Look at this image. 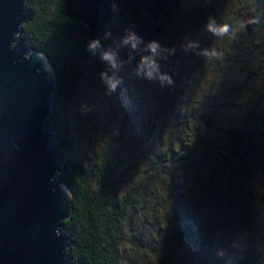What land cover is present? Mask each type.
Returning a JSON list of instances; mask_svg holds the SVG:
<instances>
[{
  "label": "trees",
  "instance_id": "trees-1",
  "mask_svg": "<svg viewBox=\"0 0 264 264\" xmlns=\"http://www.w3.org/2000/svg\"><path fill=\"white\" fill-rule=\"evenodd\" d=\"M251 1L254 6L245 1L237 9L227 6V0H172L159 9V0L147 5V15L139 16L141 21H134L133 25L137 27L133 31L138 32V28L146 22L152 24L153 20L149 18L158 23L159 17L171 32L178 33L170 32L167 38L172 42L185 40L180 46L183 54L178 52V58L175 56L172 61L166 62L165 68L160 65L161 71L173 82L187 88H191L190 77H185L184 73L189 68L193 71L209 69L214 76L202 80L200 86L204 83L206 86L201 90V98L193 100V105L190 100L183 102L179 99L177 94L181 90L175 89L163 105L157 104L159 109L156 112L152 101L139 100V95H134L132 91L139 80L134 69L140 57L130 58V49L121 43L126 35L123 29H126V22L119 5L123 0H102L96 24L91 30L67 15L64 0H25L26 19L17 38L27 48L44 56L53 73L51 107L44 128L53 135L58 153L60 171L55 176V183L65 186L70 194V214L61 227L67 237L66 257L69 264H122L124 261L120 258L126 242L150 251L158 264L171 263L165 240L158 249L143 242V237L147 238L145 224L158 226L156 222L164 211V204L160 202L165 199L162 196L164 193L174 208L173 215L166 217V225L173 224L175 227L169 237L176 239L175 246L186 252L187 264H264V251L254 246H249L244 254L237 250H241L240 247L231 248L229 253H225L222 247L217 253V221L210 223L207 230L195 221V214L200 213L204 199V195H198L207 191L209 184L206 180L212 177L213 182L214 178L208 156L217 159L218 154L223 162L222 168L227 173L237 170L239 175L246 170L236 168V162L245 159L257 164L262 177L260 186H264V93L249 99L246 96L250 92L245 90L241 96L246 97L243 100L245 106L240 99L225 102L219 99L213 106L207 103L215 102L214 86L218 91L221 86L239 93L246 83H251L250 87H253L258 79L264 81L262 62L245 73L235 71V74L231 72L228 75L231 70L225 71L228 62L229 66L234 63V67L241 61V54L236 50L238 45L250 42L257 28L264 29L261 16V12L264 14V0ZM113 5L115 9L118 7L119 13ZM121 7L125 8L126 3H121ZM246 9L252 10L246 14L253 18L249 39L237 18L244 15ZM212 21L215 22L213 27L228 25L237 36H210L208 26ZM126 24L132 27L131 22ZM190 30L196 33L187 35ZM96 39L101 47L92 55L87 45ZM192 44L198 47H190ZM109 50L117 52L118 62H124L122 66L118 63V68L113 69L108 61L101 60V54ZM263 50L261 47V52ZM189 57L192 59L186 64ZM86 63L91 65L100 83H104L100 73L105 71L109 76H119L122 83L113 96L118 105V124L111 123L106 128L112 141L103 139L104 144L98 151L85 155L81 160L75 158L71 145L67 108ZM240 79L245 83L233 86ZM173 87L174 84H166L167 91ZM224 104H228L232 112L220 110ZM181 107L190 109L181 111ZM201 107L209 109L203 113ZM240 107L247 109L242 108L235 113ZM162 108L164 114H160ZM127 129L134 131L124 138L123 131ZM223 138L229 142L224 143ZM224 144H229L232 156L228 157L219 150ZM132 145L135 155L127 151ZM125 158H128L127 162ZM213 208L211 214L216 212ZM240 208L247 230L251 233L260 230V236L262 230L257 224L258 210L263 215L264 196L250 193ZM149 216L151 219L147 220ZM128 261L136 264L131 257Z\"/></svg>",
  "mask_w": 264,
  "mask_h": 264
},
{
  "label": "water",
  "instance_id": "water-1",
  "mask_svg": "<svg viewBox=\"0 0 264 264\" xmlns=\"http://www.w3.org/2000/svg\"><path fill=\"white\" fill-rule=\"evenodd\" d=\"M101 2L64 0V7L91 30ZM237 18L249 39L252 16ZM25 19V0H0V264H69L61 227L70 194L55 183L58 153L44 128L53 73L18 40Z\"/></svg>",
  "mask_w": 264,
  "mask_h": 264
},
{
  "label": "rangeland",
  "instance_id": "rangeland-1",
  "mask_svg": "<svg viewBox=\"0 0 264 264\" xmlns=\"http://www.w3.org/2000/svg\"><path fill=\"white\" fill-rule=\"evenodd\" d=\"M152 1L155 0H128L127 2L126 0H123V2L126 3L125 8L121 7V3L123 2H119L124 22L127 23V21H129L132 23V27L125 23L124 27H126V29L123 28L124 34H126L128 28H131L133 30L137 27L136 25H133L134 21H141L139 16H142L144 14L147 15V5L151 4ZM170 1L172 0H159V4H157V9H159L160 7H165V2ZM178 1L181 2L182 0ZM245 1L254 6V2H252L251 0H227L225 4L227 6H231V9H237V7L240 6V3ZM115 10L116 13H119L118 7H116ZM248 11L252 10L246 9L243 12L244 14L250 13ZM261 16L264 21V14L262 15V12ZM159 19L160 18L158 17L157 20L159 22L157 23L155 22L154 18H149L150 21L153 20V23H144L141 28H138L140 29L139 31L138 29L136 30L138 31L136 33L143 38L145 44L149 41L155 40L169 50L163 53V55L167 56V59L159 61L160 65L165 68L166 62L172 61L175 56L176 58H178V52L180 53V55L183 54V51L181 50L180 46L185 43V40H181V42L179 40L172 42L170 38H167L171 30L169 29V27L167 28V26L163 25ZM192 32L196 33V31L190 30V32L187 31V35H191L190 33ZM209 32L210 36H214L212 31ZM171 33H175V35H178L177 31ZM225 36H227L228 38H232L237 35L230 29L228 34L223 36H217V38H222ZM239 41L241 40L239 39ZM261 47L264 48V29L257 28L253 32V39L250 42H242L240 43V46L238 45L236 50H238L239 54H241L240 58L242 59L234 67V63H231L230 66L229 62L227 63L225 71L231 70L228 75L231 72L235 74V71H237V73H245L251 68H255L259 62L263 63L262 71L264 72V50L263 52H261ZM116 48L118 49L119 47L116 46ZM190 59L192 58L189 57V59H186V64L188 63L187 61H190ZM172 74L175 75V72H173ZM212 74L213 72L209 69L206 71H193L192 68H189L188 72L185 71L184 76L190 77L189 82L191 83V88H187L184 85L180 86L179 83L174 82V87L168 91L166 90V84L161 86L158 80H148L143 78V75H141V77H137L139 80L135 82L136 89L132 91H134V95H139V100L152 101L155 106L154 111L156 112L159 109L157 104L159 103L163 105L168 99V97H170L171 93L175 92V89L177 91L181 90V92L177 94L179 99H181L183 102L190 100L191 105H193V100H196V98H201V90L204 89V86H206V83H204L202 86H200V83H202V80L212 79L214 77ZM222 76L224 75H221V77ZM240 80L241 81L234 82L233 86L245 83L243 79ZM220 84L222 85V83ZM250 85L251 83H246L245 87L242 89V92L239 93L233 90L229 91L227 87L224 88L221 86L220 91H218L217 87L214 86L213 96L216 98L215 102L207 103H210V106H213L217 104L219 99H222L223 102L233 99H240V102L242 103V105H244L243 100L245 101L246 97L249 96L250 99L259 94L264 93L263 80L258 79V81L253 87H250ZM225 89L227 90L223 92V90ZM245 90H248L250 93L246 97L241 98L242 93H244ZM113 96L114 92H112L111 94L108 93L107 85L105 83H100L96 74L92 71L91 65L89 63H86L80 83L77 84L70 98L69 106L67 108L69 136L71 139V145L73 147V150L75 151V158H81V160H83L85 155H90L91 152L98 151L100 147L104 144L103 139L112 141V137L108 135V130L106 131V128H108L111 123L118 124L119 121V113L117 110L118 105L114 100ZM165 107L168 109V106ZM190 107H181V111L189 110ZM219 107L220 106L218 105L217 108ZM242 108L240 107L234 112L239 113ZM163 109L164 108L160 110L161 113H158L164 114ZM201 109H203V113H205L209 108L201 107ZM244 109L246 110L247 108H243V110ZM220 110L226 113L232 112V109L228 104H224L222 108H220ZM133 131L134 130L128 129L124 130V138L130 136V132ZM225 139L226 138H223V142L228 143L229 141L227 142ZM229 144H224L223 148L219 149L221 150V152L224 153V155L228 157L233 155V153L228 150ZM112 148H114V146ZM127 151H129L130 155H135L133 145L130 149L128 148ZM124 160H126L125 162H127L128 158H125ZM133 160L135 159L133 158ZM208 161L212 165V173L214 178L213 182H211L212 177L206 180V184H209V186L207 187V191L201 192L198 195L199 197L204 195V199L202 200L200 206V213H197V215L195 214L196 223L199 224L201 228L207 230L208 225L210 223L217 221V230L215 231L217 235V240H215L217 241V253L222 247L225 249V253H229L230 251H232L231 248H233L234 250L235 248L240 247L242 251L238 248L237 250L241 252V254H244L248 251L249 246H254L256 249L264 251V213L263 215H261V210H258L259 220L257 224L262 230L261 235H263L259 236L260 230H258L259 232L255 231L253 233L247 230L245 226L246 221L241 219L242 209L240 208L242 204L247 201L250 193H257L260 197L264 196V186H260V182L262 180L260 174L261 172L257 164L251 161H247L245 159H242L240 163L236 162V168H239V170H246V173H243V175H239L237 170L234 173L230 171L227 173L226 170H224L221 166V163L223 162L221 160V156H219L218 154L217 159L215 157L208 156ZM208 161L206 162V164L209 163ZM208 169L209 171H211L210 167H208ZM227 179H229L228 186L226 182ZM159 189L162 190L160 186ZM162 196H164L166 199L165 193ZM164 200L161 199L160 201L162 204H164V211L162 212L160 220L156 222L158 226L156 227L154 223H152L153 225L145 224L146 228L144 229V232L145 235H147V238L143 237V242H145L146 244L148 242L150 247L151 245H153L156 247V249H158L161 248L162 241L165 240L167 242V246L170 252L171 263L169 264H187V262L185 261V259H187L185 257L186 252L184 250H180L178 247L175 246L176 239L169 237L174 231L175 227L173 226V224L169 226L166 225V217L168 215H173L174 208L172 206L171 200ZM156 203L158 202L156 201ZM213 207H215L216 212L211 214V211L214 209ZM259 207L260 206L258 205L257 208ZM208 214L212 216V219L209 217ZM149 219H151V216L147 218V220ZM151 236H153V239L151 238ZM123 250V256L120 258V260L124 261L122 264H132L131 261H128L129 257H131L136 262V264H158L156 262L155 257L151 255L150 251H147L145 248L139 249L136 246L126 242L123 245Z\"/></svg>",
  "mask_w": 264,
  "mask_h": 264
},
{
  "label": "clouds",
  "instance_id": "clouds-1",
  "mask_svg": "<svg viewBox=\"0 0 264 264\" xmlns=\"http://www.w3.org/2000/svg\"><path fill=\"white\" fill-rule=\"evenodd\" d=\"M115 9V5H113ZM214 21L209 24V31H212L216 36H223L228 34L229 26L222 25L213 27ZM108 34L106 33V36ZM121 43L124 46H127L130 49V58H135L136 55L140 57L136 68L134 69V74L137 77H141L148 80H158L161 86L168 84L171 85L174 82L171 77L167 74L161 72L160 69V60H166L167 56L163 55L164 52L169 51L167 48L162 46L158 41L152 40L145 44L143 38L140 37L135 31L127 30L126 35L122 37ZM143 45L141 48L140 46ZM198 45L192 44L190 47H197ZM101 47V43L98 39L90 41L87 45V50L95 55L97 49ZM174 51V50H172ZM134 54V55H133ZM207 54V53H205ZM117 52L114 50H109L103 52L100 56L101 60L108 61L109 66L113 69L118 68V63L120 66L123 65V61L117 60ZM102 81L107 85L108 93L111 94L115 92L118 86L122 83V79L119 76H109L108 72L100 73Z\"/></svg>",
  "mask_w": 264,
  "mask_h": 264
},
{
  "label": "flooded vegetation",
  "instance_id": "flooded-vegetation-1",
  "mask_svg": "<svg viewBox=\"0 0 264 264\" xmlns=\"http://www.w3.org/2000/svg\"><path fill=\"white\" fill-rule=\"evenodd\" d=\"M252 21H253V18H252ZM252 28H253V26H252Z\"/></svg>",
  "mask_w": 264,
  "mask_h": 264
},
{
  "label": "bare ground",
  "instance_id": "bare-ground-1",
  "mask_svg": "<svg viewBox=\"0 0 264 264\" xmlns=\"http://www.w3.org/2000/svg\"><path fill=\"white\" fill-rule=\"evenodd\" d=\"M47 67V66H46ZM47 69H48V67H47Z\"/></svg>",
  "mask_w": 264,
  "mask_h": 264
}]
</instances>
